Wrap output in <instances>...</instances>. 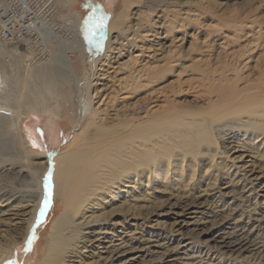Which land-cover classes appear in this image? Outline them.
<instances>
[{"label": "bare ground", "instance_id": "obj_1", "mask_svg": "<svg viewBox=\"0 0 264 264\" xmlns=\"http://www.w3.org/2000/svg\"><path fill=\"white\" fill-rule=\"evenodd\" d=\"M156 1H117L107 21L102 56L94 65L89 61V68L82 67L90 90L73 105L51 92L50 84L53 73L69 78V67L75 63L68 58L75 57V52L82 55L84 40L78 28L82 13L77 11L61 27L70 30L72 43L59 44L50 57L51 66L37 72L13 44L27 42L26 49L37 44L32 34H41L35 30L32 16L0 13L4 19L0 21V54L7 58L0 60V168L10 165L5 169L11 172L9 189L0 183V205L17 196L8 207L28 209L20 229L28 235L50 202L37 230L32 264H69L82 248L103 244L99 235L104 232L90 237L82 229L94 230L91 224L99 221L112 224L110 216L118 210L124 219L146 220L152 210L145 203H136L134 197L145 202L156 189L166 195L158 200L159 206L173 200L171 204H182L184 211L202 203L197 193L203 177L209 180L203 192L215 190L223 180L228 185L240 182L242 194L255 192L249 178L252 174H241L242 165L230 171L222 154L241 147L264 158V20L259 18L264 15V9L260 10L264 0H256L245 10L227 9L224 1ZM7 6L0 12L5 13ZM16 35L22 37L13 42ZM9 46L23 69L18 77L9 71L13 66L7 67L11 65L10 54H6ZM28 72L46 93L59 97L29 96L34 89ZM16 80L25 94L15 95ZM5 83L8 90L2 95ZM52 104L61 113L72 107L79 115V127L67 144L50 156L39 154L45 160L37 161V151L31 148L36 139L28 134L26 124L24 129L19 124L48 111ZM56 125L49 119L45 126L51 141L58 132ZM229 142L234 145L228 147ZM247 185L250 188L244 190ZM124 186L128 188L124 190ZM119 197L126 198L125 204L109 207ZM1 237L0 264H8L18 242L11 236ZM226 240L220 239L219 248L241 243L238 238ZM126 244H103L106 264L133 249Z\"/></svg>", "mask_w": 264, "mask_h": 264}, {"label": "rangeland", "instance_id": "obj_2", "mask_svg": "<svg viewBox=\"0 0 264 264\" xmlns=\"http://www.w3.org/2000/svg\"><path fill=\"white\" fill-rule=\"evenodd\" d=\"M117 1L7 0L8 6L1 4L3 1L0 2V8L7 6V11L4 13L1 10L0 13L2 16H13L16 18L19 17L17 15L22 16L24 14L27 18L32 16L31 20L35 21V30L41 34V36H37L36 33L32 34L37 44H33L32 47L29 45L26 49L27 45L25 44L27 42H17L22 36L16 35L12 40L13 42H17L13 44L19 46L22 51L24 62L31 67H37L34 69V72L41 70L43 66H51L50 57L58 51L60 45H70L72 43L70 39L73 38L70 36V30L67 31L61 27H63V23H66L65 21L71 20L77 11L82 13L78 24L81 32L79 37L84 40L83 50L81 51L82 55L80 57L75 52V57L68 58V61L71 60L72 63L73 60V63H75L72 64L74 72L72 71V67H69L68 72L71 75L68 76L69 78L60 77L61 75L53 73V76H51L53 81L51 80L50 84V90H54H51V92L59 96L63 95L68 100L67 104L73 105L75 103L73 101L83 100L90 90L87 84L89 77L86 76L84 68H89V61L94 65L95 61L102 56L101 52L105 46L104 41L107 39V21ZM162 1L157 0L156 2L162 3ZM208 1L212 4L224 1V7L227 9L237 8L239 10L248 9L252 4L256 3V0ZM262 9H264V3L261 5L260 10ZM25 12L29 13V17ZM25 17H23L22 21L25 20ZM259 18L264 20V15ZM100 20L103 21V27L97 26ZM41 32L47 34L42 35ZM0 41H2V38H0ZM9 48L10 46L7 47L6 54H10L11 65L7 67L9 70V67L13 66L10 67L9 71L12 74L14 73L15 77H18L23 69L20 66L18 56L14 53L11 55L12 52ZM29 49L34 50V53L29 52ZM5 59L7 58L3 54H0V60L5 62ZM83 66L84 68H82ZM28 73L30 74V72ZM28 76H30L28 80H30V83L32 82L31 88L32 90L34 89L32 94L28 93L29 96L32 95L31 97H34L41 93L45 98L50 96L51 98L59 97L58 95H49V92L46 93L43 90L44 86L40 85L39 80L34 79V74ZM16 83V90L18 92L21 90V92H15V95L23 93V89H21L22 85L20 87L18 80H16ZM7 84L5 83L2 88V95L8 90ZM34 93L37 94L35 95ZM70 108L71 110L67 113H61L55 108V104H52V107L48 108V111L40 113L38 117L29 116V118L24 119L23 123L19 124L22 129H24V125L26 124L29 129L28 134L36 139V143L31 146L33 150L37 151L34 160H45L44 158L40 159L41 157L39 156L47 154L50 156L70 141L72 133L79 127V117H77L79 115L77 112L76 114L74 111L72 112V107ZM49 119L57 123L58 132L53 141L50 140V133L45 128V126L48 127ZM26 142L25 145H28V141ZM231 144L229 142L228 147ZM222 156L225 158L228 166L231 165L230 171L234 172L235 165H242L241 174L244 171H249L248 174H252L249 178L255 187L254 193L247 191L242 194L240 182L228 185V183H225V180L218 182V188H215V190L203 192L205 183L209 182L206 177H203L204 183L201 185L200 192L197 193L200 194L198 199L202 203L198 206H193L189 210L184 211L182 204H179L180 206H173L171 204L173 200L169 203L163 202L159 206L157 204L158 200L164 199L166 195L161 194L156 189L153 190L151 197L147 198L145 202L142 201L140 196L134 197L136 203H145L152 210V213L148 214L146 220L130 217L126 218V220L123 218L124 214L122 211L118 210L110 216L113 219L111 221L112 224L107 225L104 221L95 222L91 224L94 230L83 227L82 233L92 237L97 231L104 232L99 235V238L101 237L99 242L108 247L110 244H118L121 241L127 243L126 245L128 246H132V250L129 249L120 255H115L112 264H264V158H257L256 155L241 147H237L235 151H229L227 154L224 153ZM6 167L9 168L10 165H6L2 169L0 168V179H4L5 182L0 180V183L5 188L8 183L10 184L8 174H11L9 169H5ZM4 172L7 173V176H5ZM177 181L181 184L183 183V180ZM127 188V186H124V190ZM249 188L250 185H247L244 190H248ZM6 189H9V187ZM233 189L234 191L236 189V191L233 192ZM219 192H226V194L221 195ZM138 194L140 193L138 192ZM6 197L8 195L3 197V199ZM16 197H9L8 201H4L0 205V209H6L5 212H0V236H2L1 239L11 236L18 242L13 252V259L8 264H30L33 262L32 258L36 247L37 230L39 227H42L45 221L50 208V202L48 201V204L44 206L43 214L40 213L36 217L30 234L26 235L21 233L20 229L24 220L28 217L26 215L28 209L8 207L9 204H14L17 201L14 199ZM124 199L126 198L119 197V200H116L109 207H116L119 204L123 206L125 204ZM95 213L99 214L97 211ZM98 225L104 228L97 229ZM228 233L229 235H227ZM221 238L227 239L226 241L230 239V241H233V239L238 238V240L241 239V243L234 247H229L226 244V247L219 248ZM103 244L98 245L95 243V246L88 247V249L83 250L82 248L80 253L71 257L72 261L69 264H106L107 259H104V257L108 256V254L105 253V249L102 247Z\"/></svg>", "mask_w": 264, "mask_h": 264}, {"label": "snow or ice", "instance_id": "obj_3", "mask_svg": "<svg viewBox=\"0 0 264 264\" xmlns=\"http://www.w3.org/2000/svg\"><path fill=\"white\" fill-rule=\"evenodd\" d=\"M97 26L98 27H103V21L102 20L98 21ZM46 179H47V177H46ZM45 187L47 188L48 185H46ZM45 204H47V197L45 198ZM41 214H43V213L41 212Z\"/></svg>", "mask_w": 264, "mask_h": 264}, {"label": "built area", "instance_id": "obj_4", "mask_svg": "<svg viewBox=\"0 0 264 264\" xmlns=\"http://www.w3.org/2000/svg\"><path fill=\"white\" fill-rule=\"evenodd\" d=\"M0 21H2V20L0 19Z\"/></svg>", "mask_w": 264, "mask_h": 264}]
</instances>
